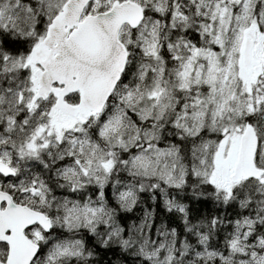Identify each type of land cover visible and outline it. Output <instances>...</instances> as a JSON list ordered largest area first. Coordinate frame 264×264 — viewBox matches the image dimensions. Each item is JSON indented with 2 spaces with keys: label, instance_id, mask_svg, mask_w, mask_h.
Masks as SVG:
<instances>
[{
  "label": "snow or ice",
  "instance_id": "obj_1",
  "mask_svg": "<svg viewBox=\"0 0 264 264\" xmlns=\"http://www.w3.org/2000/svg\"><path fill=\"white\" fill-rule=\"evenodd\" d=\"M0 264H264V0H0Z\"/></svg>",
  "mask_w": 264,
  "mask_h": 264
}]
</instances>
